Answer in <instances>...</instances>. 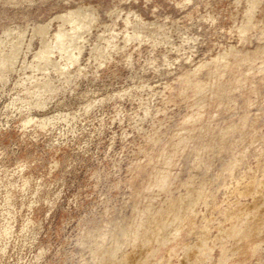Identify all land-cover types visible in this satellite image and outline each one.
Returning <instances> with one entry per match:
<instances>
[{
  "label": "rangeland",
  "instance_id": "1",
  "mask_svg": "<svg viewBox=\"0 0 264 264\" xmlns=\"http://www.w3.org/2000/svg\"><path fill=\"white\" fill-rule=\"evenodd\" d=\"M246 1L0 0V264H94V235L167 204L190 180L208 183L220 208L199 205L195 222L153 264H199L192 256L204 239L213 252L202 264H264V228L233 252L235 240L217 225L237 200L225 179L243 182L252 168L264 180V0L241 34ZM80 7L94 19L68 52L78 59L62 71L44 60L27 65L55 38L57 16ZM45 25L46 33L34 31ZM135 28L144 34L127 39ZM57 51L48 58L64 63L66 52ZM46 78L53 89L43 90ZM197 110L198 119L185 121ZM241 153L234 178L224 166ZM163 154L171 164H161ZM159 167L174 178L165 191L147 189ZM205 215L212 229L204 236ZM127 251L140 264L137 248Z\"/></svg>",
  "mask_w": 264,
  "mask_h": 264
},
{
  "label": "bare ground",
  "instance_id": "2",
  "mask_svg": "<svg viewBox=\"0 0 264 264\" xmlns=\"http://www.w3.org/2000/svg\"><path fill=\"white\" fill-rule=\"evenodd\" d=\"M246 2H247L246 6H245L246 17L243 20L242 24L240 25L241 34H243L245 31H246V33L248 32L247 28L252 23V17L255 14L254 10L256 9L260 0H247ZM88 16L90 17L89 14L85 13L84 9L82 10V7L78 8V9H72L66 14H61V15L57 16L60 20H62L61 21L62 23L59 25L58 31L54 34L55 38L54 39L53 38L48 39L47 44L46 45L43 44L41 49L38 52H36L35 59H37V61L36 62L33 61L27 65H30V67H36V68L38 67L39 68L41 66V65H39L41 60H44L45 65L51 64L58 71H62L68 65L75 62L78 59L79 52H78V54H75L73 56V58L71 56L69 57L68 52L69 53L71 52V50L73 49V45L77 41L83 40V38H84L83 34L86 31H88L89 28L91 27V21L94 19V17L92 16L89 20H86V18ZM66 23H68L70 25L69 28L65 26ZM235 24H236V22H235ZM234 26L236 27V25H234ZM34 31L39 32V33H46L45 32L46 31V25L45 26H38V27H36V29ZM143 31L139 28H135L133 30V32H131L132 33L131 35L126 34V38L130 39L134 36H142L144 34ZM242 37H243V35H242ZM245 38H246V36H245ZM231 48L233 49V47H231ZM55 50L56 51L62 50L63 52H66L64 63H59L57 61L56 62L50 61V59L48 57ZM232 52H234V51H232ZM232 52H230V53H232ZM238 52L240 53V50ZM228 53H229V49H228ZM228 53L227 52H225V53L223 52V54L221 53V55L219 56V59H225V57L227 56ZM230 55L232 56V54H230ZM227 62L224 61L223 64H225ZM207 65L209 67V64H207ZM218 66L216 68H218ZM226 66H227V64L223 67H226ZM202 68H204V67H202ZM44 69H45V67H44ZM250 71H252V70H250ZM62 73L63 72H61V74ZM219 74H220L219 76H222L221 74H223V73H219ZM213 80L215 81L214 75H213ZM187 81H189V80L187 79ZM217 81H218V78H217ZM41 82H43V81H41ZM206 83L208 84V82H206ZM218 83H220V82H218ZM53 87H54V85L51 82V80L46 78L43 82V90H51V89H53ZM197 89L199 91L202 89L205 90L204 85H201V84H197ZM207 90H208V88H207ZM185 91H186V89H185ZM181 93L183 94V91ZM202 93H203V91H202ZM216 93H217V91H216ZM197 94H199V93H197ZM203 99L204 98H202V100ZM199 100L201 101V99H199ZM201 102L203 103V101H201ZM197 105H200V104H197ZM203 105L204 104H202V106ZM197 107H199V106H197ZM199 116H200V113L197 110L195 113L186 116L185 121H192V120L198 119ZM28 122H29V119H28ZM189 131H191V129ZM186 133L188 134L189 132H186ZM179 136H180V141L185 142V143L186 142L188 143V140L192 138V137L190 138L189 135H185V134H181ZM182 148H185V147H182ZM176 150H178V149H176ZM175 153L176 152H174V154ZM244 155H245L244 153L236 155L234 157V159L231 160V162L227 166H224L228 170V172L230 173V176H233L235 178V167L238 165V163L240 162V160L242 159V157ZM173 159H174V157H173ZM171 162H172V155H170V154H163L162 155V157H161V164L162 165H169V164H171ZM255 168H257V167H255ZM168 171L169 170H167L164 167H159L158 169H156L153 176L152 177L149 176L151 178H149L147 180L146 188L147 189L157 188V189H159V192H160V190L163 191V189L166 188L167 186H169V183H171L169 179H171L172 177L174 178L173 175L171 178L169 177ZM251 171H253V174L250 173ZM248 172L244 173V178H245L244 181L241 182L240 179H236V183L234 182L235 185L230 186L229 185L230 181L227 182L226 179L223 181V183H224L223 186L232 195L236 196L237 200L235 199L234 203L228 202L226 204L227 206L220 210V213L223 216V220H219L217 225H218V230H221V229L224 230L228 239L231 238V239L235 240V243L232 244L231 249L229 248L233 252L236 250H239V248H240L239 246L241 245L240 244L241 240H243L245 238L250 239V237L252 235H256L261 230H263L262 228H264V219H263V216H264V180H262V179L258 180L257 179L256 169L250 168L248 170ZM262 176H264V167L262 170ZM175 180H177L176 177H175ZM207 184L208 183H204V182H200V183L195 184L191 180L187 181L184 184L185 188H186L185 191L180 193L176 197H173V198L170 197L171 196V194H170L169 197L171 199L169 202H167V204L165 203V205H163L164 204L163 203L162 206H160L159 208L156 207L154 209L150 205L147 207L144 205L145 206L144 209L137 212L138 215L136 217L134 215V218H132V220L127 225H121V226H118L116 228H113L110 231L101 232V233H99V236L94 235L91 244L88 246L90 249L91 258H92L94 264H130L131 261L134 259V257H132L134 253H132L133 251H131V252L127 251V249L129 247H132L133 250H135V248H137V254H139V256H140L139 260H141L140 264H153L154 261L151 260V258L156 255V252L157 251L159 252L161 247H163V246L171 243L172 241L176 240V238L182 234L184 227L187 224L192 223L193 216H196L198 214V212H200V210L198 209L199 205L203 204L207 208H211V209H214V208L219 209L220 208V205H217V203H216V196L214 195L212 197V195L210 194L211 192H210L209 188L206 186ZM239 184H245L244 185L245 187H241L243 185L239 186ZM167 189H169V188H167ZM164 191H165V189H164ZM168 191H170V190H168ZM148 193H150V192L148 191ZM247 196H251L254 199V202L252 201L253 202L252 206L248 207V204H247V206L244 204L242 198H245ZM210 197H212L211 202L209 201ZM165 200H167V199H165ZM135 206H137V205H135ZM251 211H253L251 213L252 215L249 214ZM137 213L135 212V214H137ZM203 218L205 220V223L203 226H201L200 233L205 236L207 234H210L209 232L212 229V226L210 223L212 220L210 219V217L209 218L206 217V215H205V217L203 216ZM193 222H195V221H193ZM226 222L230 224V226L227 228L225 227ZM219 238L221 239V237H219ZM214 240H216V239H214ZM200 241H201V239H200ZM226 241L228 242V240H226ZM226 241H225V239H224V241L222 240L223 246L225 245ZM199 244H200V242H199ZM223 246H221L222 247V257L220 256L221 260H224L227 257L226 250L223 248ZM174 250H175L174 248H170V253H172L171 251H174ZM211 252H213L211 244L208 245L206 239H204L202 241L201 245L198 246L197 253L192 257L194 260L198 261L199 264H202L205 261L212 259V253ZM183 257H185L189 260L192 259L191 257H188V254L186 253L185 249L183 251ZM84 264H90V262L86 261ZM169 264H171V262H169Z\"/></svg>",
  "mask_w": 264,
  "mask_h": 264
}]
</instances>
